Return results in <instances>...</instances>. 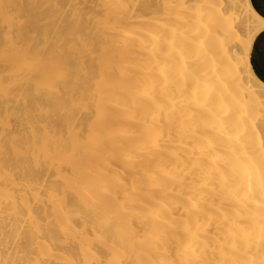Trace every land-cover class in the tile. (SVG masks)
<instances>
[{"label": "bare ground", "instance_id": "6f19581e", "mask_svg": "<svg viewBox=\"0 0 264 264\" xmlns=\"http://www.w3.org/2000/svg\"><path fill=\"white\" fill-rule=\"evenodd\" d=\"M263 30L250 0H0V264H264Z\"/></svg>", "mask_w": 264, "mask_h": 264}, {"label": "crops", "instance_id": "0c3cea01", "mask_svg": "<svg viewBox=\"0 0 264 264\" xmlns=\"http://www.w3.org/2000/svg\"><path fill=\"white\" fill-rule=\"evenodd\" d=\"M256 11L264 19V0H250ZM251 63L259 76L264 80V30L260 32L254 42Z\"/></svg>", "mask_w": 264, "mask_h": 264}]
</instances>
